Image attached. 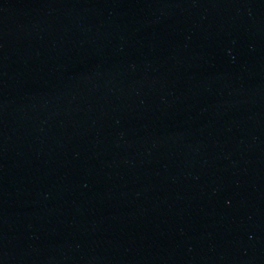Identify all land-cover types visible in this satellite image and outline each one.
Returning a JSON list of instances; mask_svg holds the SVG:
<instances>
[{
	"label": "water",
	"instance_id": "95a60500",
	"mask_svg": "<svg viewBox=\"0 0 264 264\" xmlns=\"http://www.w3.org/2000/svg\"><path fill=\"white\" fill-rule=\"evenodd\" d=\"M0 264H264V0H0Z\"/></svg>",
	"mask_w": 264,
	"mask_h": 264
}]
</instances>
